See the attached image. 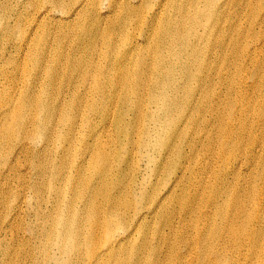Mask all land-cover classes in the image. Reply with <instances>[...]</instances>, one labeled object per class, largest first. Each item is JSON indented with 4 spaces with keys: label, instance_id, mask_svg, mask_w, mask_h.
<instances>
[{
    "label": "bare ground",
    "instance_id": "6f19581e",
    "mask_svg": "<svg viewBox=\"0 0 264 264\" xmlns=\"http://www.w3.org/2000/svg\"><path fill=\"white\" fill-rule=\"evenodd\" d=\"M153 1L18 0L16 8L9 0H0V14L5 16L0 18V264H48L49 254L25 253L26 248L42 247L25 239L21 217L23 213L31 215L28 203H35L40 212L52 203L53 208L46 213L47 240L61 246L73 242V249L66 253V259L73 257V264H113L108 255L116 250H121L118 255L124 254L122 240L118 238L104 249L103 236L106 228L111 235L124 227L126 219L127 227L138 224L136 238L145 225L151 231L145 239L149 254L137 258L135 264H145L151 257L150 245L156 238L171 250L157 264H241L234 254H246L251 229L264 227L261 200H253L259 206L250 216L252 190L245 188L242 199L240 191L234 189L237 174L232 180L237 164L242 169L252 166L259 147L264 153V140L252 137L258 119L246 120L247 107L255 103L242 96L233 100L230 109L208 107L212 94L211 103L217 99L215 86L190 96L192 85H184V79L195 81L197 73H190L189 61L199 54L204 38L198 37L199 28L187 39L178 33L180 23L193 10H203L209 19L213 14L210 29L231 33L242 27L241 10H253L252 0H218L213 12L201 7L199 0H157L154 5ZM46 2L51 7H44ZM27 6L35 9L33 16H27ZM255 13L258 15V10ZM131 25L135 30L128 34L126 29ZM109 41L113 55L106 53ZM122 41L126 43L120 48ZM206 43L208 52L209 41ZM183 45L193 53L175 62L184 76L164 73V54ZM229 45L231 41H219L215 51L223 47L228 58ZM119 51L124 52L119 55ZM83 106L94 108V117L80 111ZM129 112L130 126L134 127L128 140L129 165L133 163L138 173L140 161L147 158L151 170L156 165L155 171H164L160 178L168 172L166 190L138 202L121 201V179L113 193L106 185V174L113 171V176L117 175L116 147L124 146L118 136L122 134V119ZM94 119L97 122L90 123ZM87 123L95 135L89 130L80 152H76L73 140ZM114 131L117 138L111 134ZM103 132L110 135L100 138ZM146 136L150 141H145L143 158L138 160L136 151ZM60 139L70 146L63 150L57 147ZM35 144H42V149L34 148ZM212 146L216 147L213 155ZM22 157L30 162L29 172L16 168L13 162L21 164ZM207 159L214 167L204 163ZM93 169H97L96 182ZM207 173H211L209 178ZM258 177V173L252 174V179ZM52 186L54 196L48 201L45 194ZM142 186L135 188V196ZM181 188L184 190L177 200ZM254 192L264 194V185ZM153 193L143 191L142 197ZM209 193L222 198L213 205L216 211L208 208L200 217L199 200L205 201L208 196L204 194ZM121 204L132 209L129 214L117 210ZM88 224L92 232L84 241L82 232ZM156 224L163 230L156 229ZM85 244H91L89 250L93 251L90 262L82 257ZM192 247L196 250L191 251ZM262 250V246L257 247L253 255L259 256Z\"/></svg>",
    "mask_w": 264,
    "mask_h": 264
},
{
    "label": "rangeland",
    "instance_id": "374dc122",
    "mask_svg": "<svg viewBox=\"0 0 264 264\" xmlns=\"http://www.w3.org/2000/svg\"><path fill=\"white\" fill-rule=\"evenodd\" d=\"M12 5H14L16 8L18 7V0H9ZM157 0L153 1V5L155 4ZM201 2V7L206 9V11L213 12L216 8L218 0H199ZM222 1V0H221ZM48 5H43L44 7H51L49 3L46 2ZM252 11H245L241 10L244 19H242V27H238L235 30H233L231 33H223L220 32L218 29H210L213 21L214 16L213 14L210 15V19L206 16L205 12L202 11H195L193 10L192 14L186 21H182L180 23V26L178 28V33L183 36V39H187L191 34H193L198 28L200 30L198 37L204 38L199 54L192 59L190 58L193 53L190 52L189 47H186L187 45H183V47L175 48L171 52H167L164 55L167 58H164L162 60L163 65V71L164 73L178 77V75L183 77L182 68L178 67L175 62L177 60L183 61L188 56L190 58L191 64V74H195L196 78L195 81L193 80H187L184 79V85L191 86L192 88L190 90V96L197 92L198 94L202 89L209 91L214 86L216 87V93L215 96H217V99L215 103L212 102V94L208 101V107L213 105L214 109L222 108L223 106H227V109H230L229 105L233 103V100L237 101L239 98L242 99V96H246L248 101L254 102L255 106L247 107V111H250L247 114L248 122L252 120V118H257L259 121V125L257 128H253L252 137L258 136L259 139L264 140V78L262 80V74H264V0H252ZM234 8L232 9V11ZM258 10V15L256 12ZM36 13L35 9L29 10V6L26 7V14L28 17L31 15L33 16ZM239 12H237L238 14ZM59 16V15H57ZM257 16V18H256ZM0 18H5L3 16V13L0 14ZM28 25H31V23H28ZM66 30V28H65ZM135 30L134 26H130V30L126 29V32L128 34H131ZM61 32V30H60ZM61 34V33H59ZM9 35V34H8ZM11 38V35H9ZM206 40L209 41V50H207V43ZM222 40H228V42L231 41V45H229V54L230 56L228 58L224 57V51L223 47L219 48V51H215V45L217 42ZM19 42V41H18ZM124 41H122L120 48L124 44ZM111 42L109 41L106 51H109ZM235 45V48H234ZM1 47H5L2 45ZM120 50V49H119ZM124 51H119V55H122ZM113 55L112 51L106 52ZM214 55H216L215 59ZM107 57L106 59H108ZM148 71V69H147ZM133 73V70H129V74ZM31 78H27V80H30ZM257 85H259V88H262V91H258L259 88H257ZM93 103V100L91 101ZM154 105H159L158 103H155ZM157 109V108H156ZM87 111L86 115H89V117H94L96 112H94V108L90 110L89 106H83L80 111ZM130 110V109H128ZM246 111V112H247ZM230 111H228L229 113ZM242 115V112H241ZM130 120H132V113L129 112L127 115H125V119H122V134L119 137L118 132L114 131L111 134L114 135L116 138H120L122 140V145L116 147L118 152L116 153V159L119 161V164H115L114 172L117 174L115 177L113 176V171L110 172V174H106L107 176V189L113 193L114 188L117 187V180L121 179V184L119 186V190L122 193L121 194V201L128 202V201H136L138 202L139 199L141 200H147L151 199L153 196L159 194L160 192H164L167 187L168 182V172L165 174L163 178H160L161 174H164V171L157 172L155 171L156 165L154 167V170H151V166L147 160V158L142 159L141 162V169L137 173V169H134L133 163L129 165V161L131 159L129 149L130 142V136L132 132L133 136V128L130 126ZM97 122V119L90 120V123ZM103 123V122H101ZM147 124V123H146ZM89 126V128H85L86 126ZM93 125V124H91ZM237 126V125H236ZM147 130L149 129V125L146 126ZM90 130V124L87 123L84 127L81 128L78 139L76 138L73 140V143H76L77 149L76 152H80V148L82 145V141L84 140V135ZM90 132L95 135L93 128H91ZM120 132V133H121ZM110 133L103 132L99 137L105 138ZM206 135V134H205ZM207 136V135H206ZM150 141L148 137L142 138V141L140 143V149L136 151L137 156L136 158L141 159L143 158V146L145 145V141ZM77 141V142H76ZM127 143V146H125ZM57 147H61L63 150L66 147V143L63 140H58L56 142ZM70 146V143L67 147ZM132 146V142H131ZM34 148L37 150L42 149V144H35L33 145ZM66 147V148H67ZM132 149V148H131ZM151 149V148H149ZM214 150L216 151V147L212 146V155ZM133 152V151H132ZM153 154V151L150 152V155ZM211 155V157H212ZM80 156V153H77L75 155V159L77 160ZM134 158V159H136ZM25 157H22V163H17L15 159H13V162L16 166V168H22L26 172L30 171V162L25 161ZM206 165L209 167H214L213 162H210L208 159L204 161ZM203 163V164H204ZM252 163L254 165H248L245 168H240L239 164H237V167L234 168V171L232 172V180H234L235 175L236 177V183L234 184V189L240 191V195L243 199L244 195V189L248 187V189L252 190L251 195L249 196V204H250V216L252 214H255V210L259 205H256L253 200L260 199V205L261 208L264 209V194H258L255 193L254 190L256 188L262 187L264 185V176L262 175V171L264 169V153L261 150V147H259L256 157L253 159ZM218 169L220 165H217ZM97 169H93L92 174L96 173ZM141 172V173H139ZM258 173L259 177L257 179H252L253 173ZM211 173H207L205 175L206 178H209ZM222 179V177H221ZM94 180L96 182V178L94 176ZM142 186V189L139 190L140 194L139 196L134 195L135 188H138L139 186ZM246 185V186H245ZM233 186V185H231ZM130 187H133L132 190H129ZM221 187V186H220ZM154 191V193L147 197L143 196L144 193H147V191ZM184 188L180 189V192L177 196L178 198L181 196ZM54 187H50V189L47 190L45 197L48 200L49 197H53ZM29 193V192H28ZM31 194V193H29ZM68 195V192H67ZM205 196H208L205 201L199 200L200 202V210L198 211V215L204 216L206 213H208L207 209H213L216 211V209L213 207V205L217 204V201L222 198V195H218L215 193H209L204 194ZM237 196V195H236ZM49 201V200H48ZM147 204H150L149 201H146ZM209 203L210 205L206 204ZM35 203H28L27 208H31V215H25L22 214L21 221L24 224V227L26 229V235L25 239L26 241H33L35 244L42 246V247H33V248H26L25 253L30 255H37L40 253H45L48 259V264H73L72 258L66 259V253L68 250L73 249V242L69 241L61 246V243L58 245L50 244V242L47 240V232H48V217L46 216V213L50 211L52 207V203L49 201V203L44 205V211L40 212L36 206H34ZM82 204H78L80 206ZM124 214V211L129 212L132 210L131 208H118L117 210H120ZM80 210V209H79ZM78 210V211H79ZM263 210L260 211L262 213ZM51 214V213H50ZM77 214L81 216L78 212ZM16 215H19V210ZM15 215V216H16ZM50 218V217H49ZM137 219L135 220V222ZM62 222V219L60 220ZM128 221L125 220L124 227H120L117 229L116 232L111 231L113 234L106 233L103 236V240L105 241V244L103 248H108L113 246L114 244L112 242H116L118 238H120L122 241L120 245L124 247V254L118 255L121 250H116L115 252H111L108 256L111 258V260L114 262L113 264H118L119 261H125V264H135L137 261V258L139 257H147L148 252V240L150 238V228L145 225L141 229V235L135 236V231L138 229V224L132 225L131 227H127ZM88 229L84 230L82 233L85 234L82 238L84 241H86L87 237L91 235L92 227L90 224L87 225ZM156 229H159V224L155 225ZM35 229V230H34ZM163 230V227L160 228ZM190 231H188L185 234V237L187 239V234ZM135 236V237H134ZM135 238V239H132ZM264 227L258 229V230H252L251 229V235H250V244L249 248L246 254L241 252H236L234 254V257L237 259L238 262L241 264H264ZM132 239V240H131ZM146 241V244H145ZM258 241H261L260 243H257ZM134 245V246H132ZM91 244H85L84 251L82 253V257L90 262L92 250H89V247ZM132 246V247H131ZM262 246L263 250L260 253L259 256H254L253 251L259 247ZM151 247V257H149L145 264H157L158 259L162 257L164 254L170 253V248L166 247L165 245H160L158 239H155V242L150 245ZM190 250L194 251L196 248L193 249L190 248ZM66 259V260H65ZM31 260V259H30ZM65 260V262H64ZM161 260H163L161 258ZM32 261V260H31ZM26 264H33L30 262H26Z\"/></svg>",
    "mask_w": 264,
    "mask_h": 264
}]
</instances>
